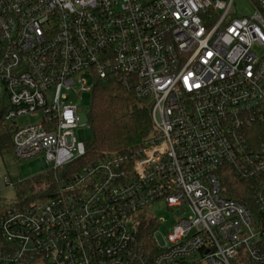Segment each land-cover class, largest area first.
Returning a JSON list of instances; mask_svg holds the SVG:
<instances>
[{
	"label": "built area",
	"instance_id": "built-area-1",
	"mask_svg": "<svg viewBox=\"0 0 264 264\" xmlns=\"http://www.w3.org/2000/svg\"><path fill=\"white\" fill-rule=\"evenodd\" d=\"M249 2L238 15L235 0H0V136L16 159L84 156L70 98L98 80L134 91L151 122L54 198L1 213L0 264H264V0ZM232 176L244 203L227 197ZM160 206L179 214L161 242L160 221L137 215Z\"/></svg>",
	"mask_w": 264,
	"mask_h": 264
},
{
	"label": "trees",
	"instance_id": "trees-1",
	"mask_svg": "<svg viewBox=\"0 0 264 264\" xmlns=\"http://www.w3.org/2000/svg\"><path fill=\"white\" fill-rule=\"evenodd\" d=\"M90 95L91 105L85 115L90 138L84 143V156L62 168L47 169L33 178L29 184L31 195L21 203L45 202L54 198L63 184L82 167L113 154L128 153L148 136L151 128L149 109L136 98L134 91L113 79L98 80ZM11 150L9 137L0 136V153ZM226 185L229 186L227 197L230 199L239 203L249 200L246 185L234 176ZM154 230L153 221L141 222L139 242L147 251H153Z\"/></svg>",
	"mask_w": 264,
	"mask_h": 264
},
{
	"label": "rangeland",
	"instance_id": "rangeland-1",
	"mask_svg": "<svg viewBox=\"0 0 264 264\" xmlns=\"http://www.w3.org/2000/svg\"><path fill=\"white\" fill-rule=\"evenodd\" d=\"M253 10L254 7L249 0H235L232 8V11H236L238 15H248ZM70 99L77 104L80 114L85 116L91 105V95L87 93L79 95L77 99L72 97ZM38 122L39 118L34 117L19 120L21 124H36ZM73 136L77 142L85 143L89 140L90 133L88 128L79 127L73 130ZM41 159L42 156H36L27 160H18L14 157L12 150L0 153V214L30 197L29 184L33 178L47 170ZM6 178L7 182H5ZM185 214L187 213L185 212ZM137 215L143 216L146 220L157 219L160 221L162 225L157 233L160 242L169 229L177 223L179 217L177 210H168L165 206L145 208L139 211Z\"/></svg>",
	"mask_w": 264,
	"mask_h": 264
}]
</instances>
